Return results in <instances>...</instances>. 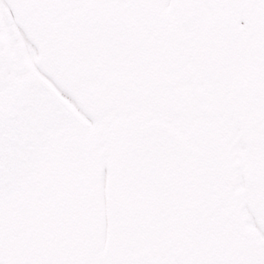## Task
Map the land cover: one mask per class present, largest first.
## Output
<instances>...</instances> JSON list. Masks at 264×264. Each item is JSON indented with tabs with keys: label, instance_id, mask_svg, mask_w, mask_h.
Returning <instances> with one entry per match:
<instances>
[{
	"label": "flooded vegetation",
	"instance_id": "1",
	"mask_svg": "<svg viewBox=\"0 0 264 264\" xmlns=\"http://www.w3.org/2000/svg\"><path fill=\"white\" fill-rule=\"evenodd\" d=\"M118 3L143 26L148 57L75 46L72 16L87 4L0 0V105L42 75L82 116L0 203V264H264V0ZM141 117L213 161L126 165L124 120ZM75 137L82 154L67 148ZM163 189L173 204L152 214Z\"/></svg>",
	"mask_w": 264,
	"mask_h": 264
},
{
	"label": "water",
	"instance_id": "2",
	"mask_svg": "<svg viewBox=\"0 0 264 264\" xmlns=\"http://www.w3.org/2000/svg\"><path fill=\"white\" fill-rule=\"evenodd\" d=\"M86 24L91 28L112 27L115 31L130 25V39L141 40L133 50L146 45L133 23L129 24L116 9L93 15ZM85 38L90 40L92 36L86 34ZM78 119L72 105L51 93L50 84L38 76L13 95L9 106L0 107V202L18 192L22 183L38 172L52 139L50 132ZM126 137L125 151L132 158L157 153L183 156L194 151L180 132L159 120L130 122Z\"/></svg>",
	"mask_w": 264,
	"mask_h": 264
}]
</instances>
